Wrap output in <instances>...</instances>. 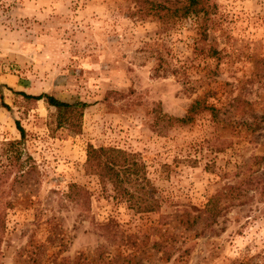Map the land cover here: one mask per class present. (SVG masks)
<instances>
[{
	"label": "rangeland",
	"instance_id": "rangeland-1",
	"mask_svg": "<svg viewBox=\"0 0 264 264\" xmlns=\"http://www.w3.org/2000/svg\"><path fill=\"white\" fill-rule=\"evenodd\" d=\"M206 4L167 23L130 0H0V142L17 120L34 167L5 187L0 264H264V0ZM40 94L88 104L77 135ZM195 99L213 110L169 122ZM87 145L136 154L160 208L112 198ZM219 191L215 220L189 225Z\"/></svg>",
	"mask_w": 264,
	"mask_h": 264
},
{
	"label": "trees",
	"instance_id": "trees-1",
	"mask_svg": "<svg viewBox=\"0 0 264 264\" xmlns=\"http://www.w3.org/2000/svg\"><path fill=\"white\" fill-rule=\"evenodd\" d=\"M130 4L135 8L134 13L143 17L151 16L167 23L207 14L206 0H130ZM25 96L32 97L35 101L42 100L47 107L54 110L55 128H65L69 135H77L80 132V116L88 107L86 102L82 100L66 101L46 94ZM197 109L212 111L213 107L205 105L202 100L195 99L182 118L169 116L167 119L170 123L177 122V124L185 125L192 119L189 114H194ZM14 124L19 133V139L0 142V231L4 220L3 212L11 207L10 201L2 202L7 194L5 187L7 184L12 186L15 183L23 182L25 176L34 168L33 160L30 155L25 153L22 145L25 131L17 120L14 121ZM191 163L193 164V162ZM82 165L86 175L95 177L97 183L103 187L108 185L112 198L126 203L131 212L143 214L156 212L160 208L154 188L145 178V166L136 154L115 146L93 147L87 145ZM209 166L212 165H205V168ZM10 174L11 177H9ZM67 195L76 202L81 200L83 205L88 198L86 190L75 184L69 185ZM222 196L226 197L221 191L209 196L189 225H193L197 219L203 220L206 224L213 222L221 208L224 207L223 204L218 203V199ZM188 221L189 216L187 215ZM112 259H116V256ZM107 264H111V261H108Z\"/></svg>",
	"mask_w": 264,
	"mask_h": 264
}]
</instances>
